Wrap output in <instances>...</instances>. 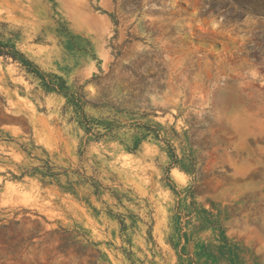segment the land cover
Listing matches in <instances>:
<instances>
[{"label":"rangeland","instance_id":"rangeland-1","mask_svg":"<svg viewBox=\"0 0 264 264\" xmlns=\"http://www.w3.org/2000/svg\"><path fill=\"white\" fill-rule=\"evenodd\" d=\"M0 22V264H264V0Z\"/></svg>","mask_w":264,"mask_h":264},{"label":"trees","instance_id":"trees-1","mask_svg":"<svg viewBox=\"0 0 264 264\" xmlns=\"http://www.w3.org/2000/svg\"><path fill=\"white\" fill-rule=\"evenodd\" d=\"M6 25L4 23L0 22V27H5ZM1 36V35H0ZM12 37L13 34H10ZM0 56L4 58H11L13 61H18L23 67L30 68L34 67L32 66L31 63H29L21 54L18 52V50L15 48L14 43L11 41L9 42H4L3 40L0 39Z\"/></svg>","mask_w":264,"mask_h":264}]
</instances>
